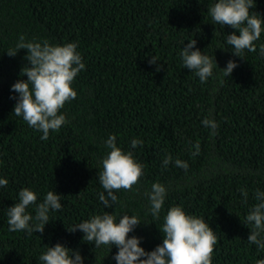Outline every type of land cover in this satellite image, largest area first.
<instances>
[{
    "label": "trees",
    "instance_id": "obj_1",
    "mask_svg": "<svg viewBox=\"0 0 264 264\" xmlns=\"http://www.w3.org/2000/svg\"><path fill=\"white\" fill-rule=\"evenodd\" d=\"M211 0H0V264H42L44 245L56 242L79 249L84 264H115L108 253L84 242L82 233L67 227L102 211L96 193L104 139L116 134L127 149L131 138L143 141L134 156L143 163L139 191H117L116 214L129 212L143 222L135 229L141 246L161 242V220L147 212L141 193L152 182L169 186L165 210L171 204L203 216L215 231L212 264H255L264 256L247 241L242 223L257 189L264 190V57L245 50L235 57L225 47L224 29L211 21ZM250 11L264 16V0ZM24 34L63 43L78 41L85 69L74 79L77 96L61 111L68 122L50 130L47 140L13 112L10 85L27 64L24 49L7 50ZM193 38L203 53L214 55L219 68L233 59L237 67L220 83H201L182 68L179 41ZM264 42V33L261 34ZM158 57L150 65L151 55ZM219 69L214 68V73ZM14 95V93H12ZM211 115L219 123L216 135L201 125ZM199 145L192 155V145ZM165 154L188 163L167 168ZM22 187L42 194L53 187L64 207L50 212L43 233L8 231L5 208ZM248 191L244 202L240 189ZM163 214V213H162ZM132 233H129L131 235Z\"/></svg>",
    "mask_w": 264,
    "mask_h": 264
},
{
    "label": "clouds",
    "instance_id": "obj_2",
    "mask_svg": "<svg viewBox=\"0 0 264 264\" xmlns=\"http://www.w3.org/2000/svg\"><path fill=\"white\" fill-rule=\"evenodd\" d=\"M255 0H211L207 8L211 21L230 26L234 31L225 33L221 50L230 51L233 56L243 58L245 50L257 52L264 57V16L250 11ZM179 41V57L182 68H186L201 83L209 78H218L222 84L229 79L237 63L233 59L226 61L223 68L217 66L214 55H207L196 47L193 36ZM24 49L27 64L20 70L18 78L10 85V98L15 100L12 112L23 119L27 126L41 133L40 139L47 140L50 130L58 131L68 120L61 111L67 102L76 98L77 92L72 87L74 79L85 69L83 58L78 49V41L63 43L50 42L48 39L26 38L20 34L14 45L6 52L15 56ZM160 61L154 54L148 59L150 65ZM214 68L219 69L214 73ZM14 93V95H12ZM201 125L216 135L219 123L209 113L201 119ZM143 141L131 138L127 149L117 142L116 134L109 133L103 141L105 154L100 158L98 174L100 191L96 193L102 211L81 219L71 227L69 232L79 230L81 239L95 248L104 247L108 253L113 247L116 251L111 259L115 264H212L213 249L217 242L215 231L203 216L187 212L179 204H171L165 210V200L169 186L159 181L152 182L141 195L146 202L147 212L153 219L161 220L159 227L161 242L151 250L141 246L142 237L135 235L136 227L143 221L140 216L123 212L116 214L105 211L114 208L118 203L117 191H139L137 187L143 176L144 165L134 156L137 146ZM192 155H196L199 145H192ZM170 163L187 170L188 163L180 158L165 154L161 161L164 168ZM8 180L0 176V188L5 187ZM244 202L248 199V191L240 189ZM41 194L30 187H22L16 194L15 202L5 208L8 231L27 234L43 233L45 225L50 221V212H57L64 207L62 195L53 187ZM242 223L248 228L247 241L255 245L257 253L264 252V190L257 189ZM163 213V214H162ZM145 223V222H143ZM129 233H132L129 235ZM42 264H84L85 257L79 249H72L56 242L44 245L39 254ZM255 264H264V256L255 260Z\"/></svg>",
    "mask_w": 264,
    "mask_h": 264
}]
</instances>
